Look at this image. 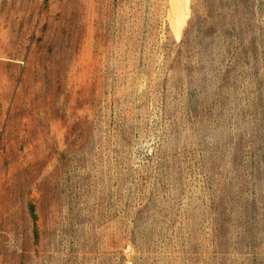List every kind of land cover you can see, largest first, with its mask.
<instances>
[{
    "label": "rangeland",
    "instance_id": "374dc122",
    "mask_svg": "<svg viewBox=\"0 0 264 264\" xmlns=\"http://www.w3.org/2000/svg\"><path fill=\"white\" fill-rule=\"evenodd\" d=\"M0 264H264V0H0Z\"/></svg>",
    "mask_w": 264,
    "mask_h": 264
}]
</instances>
